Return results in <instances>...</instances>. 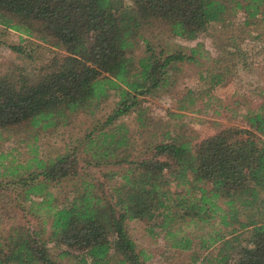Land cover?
<instances>
[{"label":"trees","instance_id":"trees-1","mask_svg":"<svg viewBox=\"0 0 264 264\" xmlns=\"http://www.w3.org/2000/svg\"><path fill=\"white\" fill-rule=\"evenodd\" d=\"M0 29L19 35L5 43L19 62L0 74V143L29 154L0 150V264H150L130 220L187 264H264V88L242 125L195 142L167 122L149 128L163 75L196 53L211 55L205 85L187 87L179 111L209 105L257 57L264 80V0H0ZM165 33L194 45L154 50ZM109 97L70 149L37 156L40 132L94 117ZM129 112L137 129L116 122Z\"/></svg>","mask_w":264,"mask_h":264},{"label":"rangeland","instance_id":"rangeland-1","mask_svg":"<svg viewBox=\"0 0 264 264\" xmlns=\"http://www.w3.org/2000/svg\"><path fill=\"white\" fill-rule=\"evenodd\" d=\"M243 18L242 11L234 13L230 20L233 22H240ZM18 34L12 31H2L0 29V74L5 72L12 62L18 63L19 58L16 53H13L6 48L5 43L16 44L18 42ZM4 42V43H1ZM38 43V41H35ZM157 42V43H156ZM157 47L154 50L162 47L164 49H175L177 46L181 47L184 52L187 48L193 46L194 43L186 41L178 37H173L168 34H157L154 45ZM207 45V41L205 40ZM21 46L24 51L35 48V45H28L26 41H21ZM156 46V45H155ZM53 52V49L47 45L40 48L41 53L46 56ZM211 58V55H209ZM210 58H205L204 54H195L194 61L181 62L176 64L174 71L166 72L163 83L155 90V95L152 97L151 115L152 122L149 126L151 131H154L159 124L167 122V127L171 131L181 132L187 139L195 142L202 137L210 135L215 131L226 128L235 127L243 124L240 114L245 109L252 107L259 100L257 90L264 88V80L260 74L259 57L252 59L249 67L243 68L237 65L232 76L228 80L217 87L211 94V103L202 106L198 103V110L193 112L179 111L176 106L179 98L185 92L187 87L198 83L199 89L204 88L203 79H199V75L205 74V69L209 68ZM199 80V81H198ZM113 99L109 97L101 104V109L94 117H89L84 114H79L70 122L62 126L57 131L40 132V136L34 142L39 157H52L57 153L64 152L71 148L75 139L81 138L83 133L95 124V121L112 106ZM169 113H178V116H169ZM134 114L129 112L127 115L121 116L116 122H124L130 129H137V124L133 120ZM166 120V121H165ZM141 137L136 138L137 149L142 150L141 145L143 141L148 140L145 131H142ZM0 150L3 152L10 151L9 157H13L18 162H23L29 154L26 152L27 148L18 142L4 141L0 143ZM139 155V154H138ZM65 181L60 183L57 189L65 188ZM128 231L135 241L138 248L145 250L150 264H187L189 261L187 252L181 253H164L157 238L150 237L145 233L144 223L141 221L130 220L127 222ZM67 257L62 259L66 262Z\"/></svg>","mask_w":264,"mask_h":264}]
</instances>
